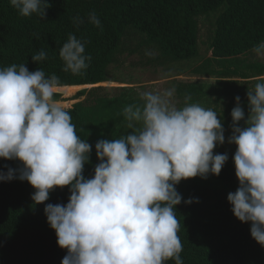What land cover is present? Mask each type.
Wrapping results in <instances>:
<instances>
[{"label":"clouds","instance_id":"obj_1","mask_svg":"<svg viewBox=\"0 0 264 264\" xmlns=\"http://www.w3.org/2000/svg\"><path fill=\"white\" fill-rule=\"evenodd\" d=\"M9 2L25 18L44 19L49 7L45 0ZM86 19L102 30L95 11ZM84 22L74 18L77 27ZM252 51L264 59V41ZM31 58L37 64L47 53L41 49ZM59 59L64 72L79 75L91 56L85 55V43L69 34ZM255 79L247 91V117L239 96L230 113L227 143L236 147L239 186L227 200L234 217L250 223L251 237L264 247V76ZM61 87L55 73L46 75L40 67L32 72L26 63L0 68V159L20 164L0 172V182L27 181L36 205L54 189L69 188L66 205L44 208L58 246L67 251L61 264H184L176 215L183 197L176 186L195 177H218L228 161L226 152L214 153L225 143L217 111L190 102L187 94L181 106L174 87L141 92L142 103L122 109L129 131L96 142L99 163L86 179L92 145L77 134L69 111L55 98ZM193 202L198 198L184 201Z\"/></svg>","mask_w":264,"mask_h":264},{"label":"trees","instance_id":"obj_2","mask_svg":"<svg viewBox=\"0 0 264 264\" xmlns=\"http://www.w3.org/2000/svg\"><path fill=\"white\" fill-rule=\"evenodd\" d=\"M49 5L46 17L25 18L18 15L9 0H0V68L26 63L30 72L38 67L46 75L55 73L62 91L82 89L68 107L77 134L92 145L89 162L83 175L91 178L99 163L95 144L101 139H114L125 134L122 109L137 104L127 88H107L108 68L120 52L123 39L134 31L143 35L158 52L155 63H168L193 58L198 53L197 19L218 11L209 38L211 57L224 73L249 79L264 76L263 64H247L239 58L253 52L264 41V0H45ZM95 11L101 28L87 22ZM85 20L77 27L74 18ZM69 34L85 43V55H90L88 68L81 74L64 72L59 49ZM38 37V38H37ZM41 49L47 59L37 64L32 56ZM221 74V73H217ZM219 81V85H225ZM90 87V88H88ZM218 89V99L235 98L245 89ZM177 95L190 102L204 96L197 81L176 86ZM238 91V92H237ZM73 96V95H72ZM60 100V94L55 97ZM72 103V100L62 101ZM247 117V101L241 104ZM232 122L223 124L230 127ZM243 126V122H241ZM214 153H225L215 148ZM225 163L218 177H195L181 181L176 187L183 199L176 206L180 221L178 235L183 245L184 264H264V247L250 235V223L238 221L227 196L238 188L233 158ZM7 166V167H6ZM20 167L18 161L0 159V172ZM34 189L27 181L14 179L0 182V264H61L67 254L57 244V236L47 223L46 204L66 205L68 187L56 188L49 199L36 205L31 199ZM198 198V203L184 201ZM167 264H174L168 261Z\"/></svg>","mask_w":264,"mask_h":264},{"label":"rangeland","instance_id":"obj_3","mask_svg":"<svg viewBox=\"0 0 264 264\" xmlns=\"http://www.w3.org/2000/svg\"><path fill=\"white\" fill-rule=\"evenodd\" d=\"M219 12L215 11L197 19L199 25L197 48L195 57L168 63L162 67L155 63L159 52L146 41V38L134 31H129L121 43L120 52L115 57V61L108 68L107 78L109 82L101 83L100 86L107 88H127L135 103H142L139 94L143 91L162 90L175 88L179 83L187 81H197V86L203 90L202 96L197 102L205 108H214L222 119L223 124L232 122L231 111L235 107V98L240 97V101H247L248 89H253L257 82L255 78L241 79L238 76L228 75L221 70V67L211 57L209 51V38L213 30L215 16ZM150 53V54H149ZM247 64H263L264 59L257 58L253 52L239 58ZM221 73V74H217ZM219 81H225V85H219ZM239 88L245 89L232 99L231 96L218 99V89ZM90 88V87H88ZM83 89V88H82ZM80 89L72 91H60V100L73 102L64 105L66 109L79 100H73ZM238 92V91H237ZM73 95V96H72ZM175 98L182 106L183 100L175 93ZM222 102V103H221ZM216 104V105H214ZM220 105V107L218 106ZM69 107V108H71ZM225 129V143L216 148L224 150L233 158L236 147L227 143L231 135V127Z\"/></svg>","mask_w":264,"mask_h":264},{"label":"bare ground","instance_id":"obj_4","mask_svg":"<svg viewBox=\"0 0 264 264\" xmlns=\"http://www.w3.org/2000/svg\"><path fill=\"white\" fill-rule=\"evenodd\" d=\"M81 90V89H80ZM64 105H66V104H70V103H67V102H62Z\"/></svg>","mask_w":264,"mask_h":264},{"label":"water","instance_id":"obj_5","mask_svg":"<svg viewBox=\"0 0 264 264\" xmlns=\"http://www.w3.org/2000/svg\"><path fill=\"white\" fill-rule=\"evenodd\" d=\"M85 88H87V87H84L83 89H85ZM82 90V89H81Z\"/></svg>","mask_w":264,"mask_h":264}]
</instances>
